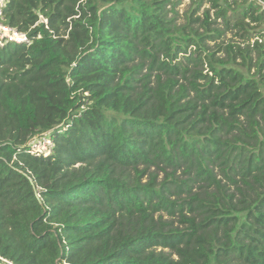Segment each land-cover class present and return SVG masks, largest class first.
<instances>
[{
    "label": "trees",
    "instance_id": "16d2710c",
    "mask_svg": "<svg viewBox=\"0 0 264 264\" xmlns=\"http://www.w3.org/2000/svg\"><path fill=\"white\" fill-rule=\"evenodd\" d=\"M179 2L9 0L0 264H264V0Z\"/></svg>",
    "mask_w": 264,
    "mask_h": 264
},
{
    "label": "built area",
    "instance_id": "2783aa9c",
    "mask_svg": "<svg viewBox=\"0 0 264 264\" xmlns=\"http://www.w3.org/2000/svg\"><path fill=\"white\" fill-rule=\"evenodd\" d=\"M9 0H0V48L7 44H30L31 39L28 37L26 32L19 31L17 28L9 25L5 21V9L7 7ZM264 4V3H263ZM47 23V19L39 15L37 23ZM36 141L30 143V154L42 155L48 154L51 151L52 141L47 134H42L40 137L36 138Z\"/></svg>",
    "mask_w": 264,
    "mask_h": 264
},
{
    "label": "rangeland",
    "instance_id": "374dc122",
    "mask_svg": "<svg viewBox=\"0 0 264 264\" xmlns=\"http://www.w3.org/2000/svg\"><path fill=\"white\" fill-rule=\"evenodd\" d=\"M192 0H180V2L177 4V6L175 7V9L177 10L179 16H178V21L179 22H184L185 20V15L188 14V12L190 11V9L192 8ZM208 9V13L211 17L214 16V9L210 6V4L208 3H202L201 6L198 8V10L196 11L195 15H200L202 16L203 11ZM264 32V30H263ZM233 32L230 31H226L225 34L222 36V39L224 40V42H229L232 41V43H236V44H240L241 46H244V43L240 42L241 40L235 36ZM253 40V39H252ZM217 55L222 56L223 53L220 52ZM237 61L239 62L240 60L237 59ZM253 72V69L250 70V73ZM37 139H35L34 141H36ZM38 141V140H37ZM161 175V174H160Z\"/></svg>",
    "mask_w": 264,
    "mask_h": 264
}]
</instances>
